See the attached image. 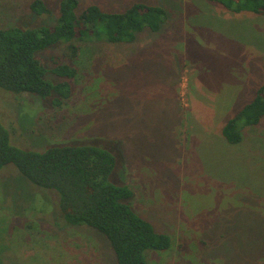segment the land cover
Returning a JSON list of instances; mask_svg holds the SVG:
<instances>
[{
    "label": "rangeland",
    "instance_id": "rangeland-1",
    "mask_svg": "<svg viewBox=\"0 0 264 264\" xmlns=\"http://www.w3.org/2000/svg\"><path fill=\"white\" fill-rule=\"evenodd\" d=\"M32 1L0 0V28L56 23L61 0H44L51 14L33 12ZM191 1L80 0L79 11L90 4L121 11L135 2L165 8L171 24L163 22L162 33L142 30L155 38L140 55L159 70L163 64L172 70L175 64L188 63L181 91L197 76L192 69L199 67L201 107L188 108L192 101L187 91L183 103L188 113H201V119H213L210 94L231 85L233 97L220 103L221 111L226 107L227 116H233L264 83V14L234 12L219 2L201 0L199 36L185 28L183 13L189 17L198 4ZM75 42L80 46L76 58L63 42L40 52L49 68L56 66L57 58L78 69L72 96L61 105H55L53 97L0 87V121L9 129L11 142L36 151L60 144H93L112 151L118 159L112 179L135 190L132 201L140 213L147 216L145 201L181 219L170 249L148 251L150 264H264V116L255 125L241 121L238 143L215 135L207 139L208 150L201 155L178 152L166 129L171 113L163 105L134 100L141 86L139 91L155 94L165 86L158 79L154 89L157 77L151 72L137 75L121 65L133 58L128 47L120 46L133 42ZM49 77L63 79L55 73ZM167 89L163 93L170 92ZM235 91L237 98L229 108ZM59 201L58 191L35 185L14 164L0 168V264H118L103 233L88 225L63 224Z\"/></svg>",
    "mask_w": 264,
    "mask_h": 264
},
{
    "label": "trees",
    "instance_id": "trees-1",
    "mask_svg": "<svg viewBox=\"0 0 264 264\" xmlns=\"http://www.w3.org/2000/svg\"><path fill=\"white\" fill-rule=\"evenodd\" d=\"M210 1L234 12L264 14V0ZM79 6L80 0H61L57 21L51 25L0 28V87L53 97V103L61 105L72 96L78 69L57 58L56 66L49 68L40 52L63 42L76 58L80 46L75 40L133 42L145 28L160 30L168 17L165 8L144 2L113 12L100 4H90L81 11ZM30 7L37 14L52 13L44 0H34ZM49 73L63 79L56 82ZM263 116L264 83L228 120L223 135L230 143H238L242 140L241 121L255 125ZM117 161L112 151L93 144H60L43 151L21 148L11 142L9 129L0 121V168L14 164L35 185L58 191L63 224L88 225L103 233L118 264H150L148 251L170 249L172 237L158 232L134 207L136 192L128 183L113 181Z\"/></svg>",
    "mask_w": 264,
    "mask_h": 264
},
{
    "label": "crops",
    "instance_id": "crops-1",
    "mask_svg": "<svg viewBox=\"0 0 264 264\" xmlns=\"http://www.w3.org/2000/svg\"><path fill=\"white\" fill-rule=\"evenodd\" d=\"M207 1L209 3L213 2L210 0H207ZM190 3L192 4L198 3V4L195 5V8L189 11L190 13L189 17H187L183 13V19L185 20L187 24L185 28H187L188 31L197 33L199 36H201V26H202L201 14H198V13H201V11H199V9H201V0H194V1L192 0ZM165 24H171L169 15L167 19L165 20ZM163 25L164 23L162 24L161 29L156 32L162 33ZM165 33L171 34V29L166 28ZM154 38H155V35L152 34L151 32H146L145 34H143V31H141L138 33L137 39L133 41V43H131V46H126V45L120 46V48L128 47V50H129L127 51L129 53L128 56L133 58L132 63H131V59H128L127 61L123 60L124 62L121 65L130 66V69H133V72L137 75H141L142 71L151 72V74L154 77H157L156 80H154L155 86H153L152 84L154 89L158 88L157 86L159 85L158 79H161V85L165 86L163 91H165V89L168 88L166 91H170V92L163 93V91H160V93H156V94L155 93H143L142 91L138 90V89H142V86H141L135 89L134 100L136 102L146 103L148 106H162L163 105L166 109L167 114L171 113V116H172V121L166 127V129L169 131V133L173 137V145L176 146V150L178 152H185L189 150V151L194 152L195 154L201 155L202 152H206L208 150L205 146L208 138L211 139V137L215 135L223 138L224 136L223 128L228 122V120L234 116V115L230 117L227 116L228 108L226 107H224L221 111V106L223 107V104L221 105L220 103L221 99L227 100L233 97L232 87L231 85H225L221 87L218 91L210 94V97L208 98V104H213V107L211 110L213 113L212 120L209 117L201 119V113L192 114L190 113V111L188 113L186 111L187 108L183 103V96H182V91H181V79L183 77L182 72H183V69L186 68V65L188 63L182 64L181 66L177 68L175 64L172 70L170 68H167V65H164V64L160 66L162 70L157 69L156 65L151 63L148 57L140 55L142 50L145 47H147V45L151 43ZM177 52L179 53V51ZM199 65H201V63H199ZM160 71L161 72L166 71L164 76L161 77V75L160 76L158 75ZM192 71H194V73H197V76L194 79L192 78L191 84H190V80H188L189 83L187 87V94L189 95L190 93L191 101H192V104L190 102L188 108L190 106L192 107L193 104L200 105L201 107V76H200L201 70L198 67L196 70L192 69ZM169 76H174V78L170 79ZM228 90H229V93L227 92ZM234 94H235V98L233 100H228L229 102H233V104H231L229 108H231L234 105V101L237 98L238 91L237 92L235 91ZM135 105L138 106L140 104H135ZM141 105H144V104H141ZM222 120L223 122L220 123ZM223 139L229 142L226 139V137ZM198 161L201 164L202 161L204 162V159L200 158L198 159ZM142 204H143L142 208H144V210L146 209L148 213H147V216L144 215L143 211L141 214L144 215L146 218H148L154 224L158 232H164V233L170 234L172 237V244H173L174 242L173 236L175 234L179 235V230H180L181 219L179 220L178 217L177 218L175 217V216H178V214H176L175 212L171 210H166L165 207L157 205V204L148 203L145 201L144 202L142 201ZM174 227H176L175 230H174Z\"/></svg>",
    "mask_w": 264,
    "mask_h": 264
},
{
    "label": "built area",
    "instance_id": "built-area-1",
    "mask_svg": "<svg viewBox=\"0 0 264 264\" xmlns=\"http://www.w3.org/2000/svg\"><path fill=\"white\" fill-rule=\"evenodd\" d=\"M187 87H188V86H184V87H183V90H182V96H183V99H184V97H185V95H186V91H187L186 89H187Z\"/></svg>",
    "mask_w": 264,
    "mask_h": 264
}]
</instances>
